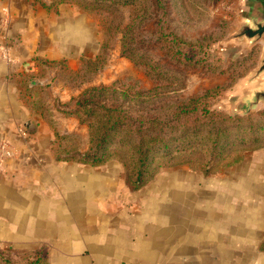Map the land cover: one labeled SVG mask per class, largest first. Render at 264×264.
I'll use <instances>...</instances> for the list:
<instances>
[{"label":"rangeland","instance_id":"rangeland-1","mask_svg":"<svg viewBox=\"0 0 264 264\" xmlns=\"http://www.w3.org/2000/svg\"><path fill=\"white\" fill-rule=\"evenodd\" d=\"M25 1L35 11L41 9V21L28 27L23 37L11 33L10 5L15 13ZM249 2L22 0L0 4V46L12 47V59L21 60L17 46L22 37L29 41L32 35L45 38L53 33L57 42L45 43L46 47L61 48L56 57L33 52L28 60L38 72L28 73L25 79L36 87L28 90L27 103L51 129L54 157L71 156L68 160L96 168L116 161L122 181L133 191L168 171L196 176L195 186L215 184L221 206L237 205L236 226L244 225L238 227L232 264L240 263L244 252L246 264H264V102L247 112L239 110L241 96L249 98L252 90L264 86L263 74L249 79L262 46L226 39L248 12L244 7ZM160 33L167 35V41H161ZM181 39L183 46L178 43ZM193 47L201 49L198 63L172 54ZM99 86L107 89L89 92ZM85 97L122 102L128 114L124 121L133 126L140 123L138 134L151 143L146 158L141 160L136 152V134L124 129L122 142L116 132V140L104 148L90 149L88 121L94 116H87L76 104ZM150 137L156 139L150 142ZM87 153L93 163L84 161ZM137 177L141 185L132 189L127 181L133 183Z\"/></svg>","mask_w":264,"mask_h":264},{"label":"crops","instance_id":"crops-1","mask_svg":"<svg viewBox=\"0 0 264 264\" xmlns=\"http://www.w3.org/2000/svg\"><path fill=\"white\" fill-rule=\"evenodd\" d=\"M40 10L25 1L13 13L10 5L11 33L27 36L28 27L40 24ZM23 37L17 46L21 60L0 58V138L15 141L18 153L0 172V260L232 264L238 227L244 225L236 226L237 205L221 206L215 184L195 186L196 176L168 171L133 191L122 181L116 161L96 168L54 157L52 131L30 109L25 79L38 72L28 60L33 52L56 57L61 48L46 47L45 43L57 42L53 33L45 38L32 35L29 41ZM10 54L13 57L12 47ZM29 120L34 130L19 135L18 129ZM244 255L237 264H246Z\"/></svg>","mask_w":264,"mask_h":264},{"label":"trees","instance_id":"trees-1","mask_svg":"<svg viewBox=\"0 0 264 264\" xmlns=\"http://www.w3.org/2000/svg\"><path fill=\"white\" fill-rule=\"evenodd\" d=\"M153 5H156V3H153ZM166 36L167 35L165 33H160L161 41L163 42L167 41ZM179 42L182 43V46L185 43V41L182 39L181 41L178 40V43ZM124 43L125 42H123V45ZM200 46L201 44L197 45V47H200ZM198 52H201V49L193 47L189 50V52L187 50L179 51L177 49L174 53L172 52V54L173 56H178L176 57L178 59H182L188 62L198 63L200 62L198 57H196ZM203 54H205V52ZM25 87L27 90L36 88V87L33 88V86L30 85V80L28 81L25 80ZM105 89H107V87L99 86L96 88H89V92H92V91L101 92V91H104ZM215 90L211 91V93L217 94L218 91H215ZM76 104H78L80 108L85 110L87 116L88 115L94 116L93 119L88 121V126L91 130L90 131L91 133L90 141L93 143L90 149L93 148L94 150H97V149L104 148L109 142L116 140L117 138L116 132H120V135L118 137L120 139V142H122L126 138L125 135L121 133V130L124 129L129 134L131 133L136 134L135 136H137V140H136L137 143H135L136 144L135 147H136V152L139 154L141 160L146 158L147 154L151 152V148H152L151 143L147 142V140L145 139V135L138 134V132H141L140 123L139 125L135 124L133 126L134 123H131L129 121L127 122L124 121L125 118L128 117L127 116L128 114L125 108L123 107L122 102L116 103L115 101H111V103H105V102L95 100L92 97H85V98L77 99ZM182 110L183 108H181V111ZM90 116H89V119H90ZM155 139L156 137L155 138L150 137L148 141L151 142ZM86 157H89L88 153L84 154V158H83L85 159L84 161L91 162V163L94 162L93 158L90 159ZM57 159L68 160V159H72V157L69 156V157L61 158L58 156ZM127 182L131 186L132 189H137L141 185L138 177L137 179L134 180L133 183H131V181L129 180ZM3 260H6V258L5 259L2 258V260H0V264L3 263ZM8 260H11V259H8ZM12 264H16L14 260H12ZM28 264H45V261L37 259V260L30 261Z\"/></svg>","mask_w":264,"mask_h":264},{"label":"water","instance_id":"water-1","mask_svg":"<svg viewBox=\"0 0 264 264\" xmlns=\"http://www.w3.org/2000/svg\"><path fill=\"white\" fill-rule=\"evenodd\" d=\"M249 5L248 8L244 7L248 12L241 18L234 32L226 39H237L248 45H253L255 43L261 44L262 51L258 60V65L254 69V74L249 79H255L263 74L264 85V0H250ZM241 101L243 108H239V110H244L245 112L263 103L264 86L252 90L249 98L241 96ZM24 127L29 131L34 130V124L30 120L24 123Z\"/></svg>","mask_w":264,"mask_h":264},{"label":"built area","instance_id":"built-area-1","mask_svg":"<svg viewBox=\"0 0 264 264\" xmlns=\"http://www.w3.org/2000/svg\"><path fill=\"white\" fill-rule=\"evenodd\" d=\"M11 47L8 45H2L0 46V58L7 60V61H12V56L10 54ZM18 132L21 135H25V129L24 127H20L18 129ZM17 153V148L15 143L11 141L9 138H0V172L3 171V167L5 163L9 160H11L14 155Z\"/></svg>","mask_w":264,"mask_h":264}]
</instances>
